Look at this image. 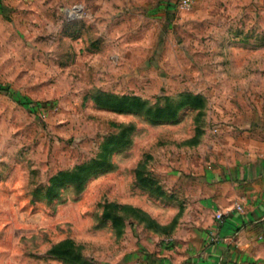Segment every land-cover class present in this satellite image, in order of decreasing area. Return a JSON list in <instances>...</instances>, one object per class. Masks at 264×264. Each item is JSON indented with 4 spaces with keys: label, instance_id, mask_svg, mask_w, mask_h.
I'll list each match as a JSON object with an SVG mask.
<instances>
[{
    "label": "rangeland",
    "instance_id": "374dc122",
    "mask_svg": "<svg viewBox=\"0 0 264 264\" xmlns=\"http://www.w3.org/2000/svg\"><path fill=\"white\" fill-rule=\"evenodd\" d=\"M200 29L179 0H0V264L157 261L213 130Z\"/></svg>",
    "mask_w": 264,
    "mask_h": 264
},
{
    "label": "crops",
    "instance_id": "0c3cea01",
    "mask_svg": "<svg viewBox=\"0 0 264 264\" xmlns=\"http://www.w3.org/2000/svg\"><path fill=\"white\" fill-rule=\"evenodd\" d=\"M195 4L221 84L207 145L183 167L179 226L152 264H264V0Z\"/></svg>",
    "mask_w": 264,
    "mask_h": 264
},
{
    "label": "trees",
    "instance_id": "16d2710c",
    "mask_svg": "<svg viewBox=\"0 0 264 264\" xmlns=\"http://www.w3.org/2000/svg\"><path fill=\"white\" fill-rule=\"evenodd\" d=\"M119 108H121V109L123 108L122 104H120ZM84 171H85V169H84ZM80 172H82V170H80ZM70 244L71 243L66 242V243H62V244L58 245L54 249V254L59 256V257H63V258H67V257L71 258V253H73V252L71 250Z\"/></svg>",
    "mask_w": 264,
    "mask_h": 264
},
{
    "label": "built area",
    "instance_id": "2783aa9c",
    "mask_svg": "<svg viewBox=\"0 0 264 264\" xmlns=\"http://www.w3.org/2000/svg\"><path fill=\"white\" fill-rule=\"evenodd\" d=\"M195 4V0H179V9L182 11H188L190 10ZM236 209L239 212L243 211V208L241 205H237ZM218 221H222L223 220V214H218L216 216ZM228 241H231V239H227Z\"/></svg>",
    "mask_w": 264,
    "mask_h": 264
}]
</instances>
